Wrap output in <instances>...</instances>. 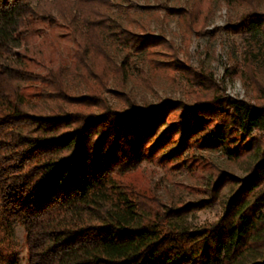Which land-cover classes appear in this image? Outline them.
I'll list each match as a JSON object with an SVG mask.
<instances>
[{"label": "trees", "instance_id": "trees-1", "mask_svg": "<svg viewBox=\"0 0 264 264\" xmlns=\"http://www.w3.org/2000/svg\"><path fill=\"white\" fill-rule=\"evenodd\" d=\"M216 1L169 13L204 23ZM111 9V0H0V264H19L15 224L27 264H264V39L249 42L264 38V14L252 8L224 27L249 42L244 83L254 96L243 100L179 61L164 38L122 27ZM33 23L72 39L70 67L18 52ZM110 46L124 53L120 64ZM131 57L150 72L179 74L185 98L137 111L121 91ZM110 82L115 106L105 96ZM192 149L222 155L241 176L195 160ZM174 161L188 162L189 191L203 198L165 206L143 184L142 163ZM217 204L221 218L233 212L225 240L221 219L188 222Z\"/></svg>", "mask_w": 264, "mask_h": 264}, {"label": "rangeland", "instance_id": "rangeland-1", "mask_svg": "<svg viewBox=\"0 0 264 264\" xmlns=\"http://www.w3.org/2000/svg\"><path fill=\"white\" fill-rule=\"evenodd\" d=\"M197 1L200 0H111V15L122 27L137 33L141 31V26L144 34L159 36L170 42L178 60L188 63L193 69L202 68L213 78L221 93L236 99L252 100L254 92H251L244 83L247 80V68L243 54L248 41L226 32L224 27L235 22L240 14L252 8L264 14V0H253L252 4L233 3L230 7L223 0H218L213 5L209 20L204 23L198 21L190 24L189 19L185 17L182 19L169 13V10L190 11ZM215 29L219 30L216 34ZM210 31L212 33L208 34L207 32ZM262 39H264L263 35L259 32L250 38L249 42L260 46ZM74 49L72 39L62 29L51 30L44 24L33 23L29 27L28 38L18 52L48 68L60 66L67 68L71 65L68 53ZM113 53L117 63L120 64L124 59V53L118 49ZM129 66L130 76L121 91L129 96L137 111L157 107L165 101L185 98L189 86L179 74L150 72L139 57H131ZM31 69L40 72L35 66H31ZM260 80L264 84L262 77ZM114 83L110 82L105 93L111 106L116 105L111 92L118 90ZM72 91L77 95L83 93L81 88L74 86ZM190 155H193L195 160L205 158L212 166H218L226 172L241 176L220 154L192 149ZM185 157L187 159L190 156L186 153ZM185 164L182 168H177L176 161L166 164L146 162L141 164L143 184L155 193L163 205L172 206L179 201L188 204L203 198L196 192L189 191L196 182L190 177L188 162L185 161ZM200 171L201 168L197 169L198 173ZM245 197L246 194L239 196L238 205L245 200ZM232 214L233 212L221 218V209L217 204L197 211L189 217L188 222L193 227H199L206 222L221 219V238L225 240ZM13 241L19 264H27L24 232L16 224L13 226Z\"/></svg>", "mask_w": 264, "mask_h": 264}]
</instances>
